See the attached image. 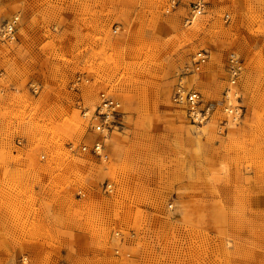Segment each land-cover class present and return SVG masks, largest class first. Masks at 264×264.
<instances>
[{
    "label": "rangeland",
    "instance_id": "374dc122",
    "mask_svg": "<svg viewBox=\"0 0 264 264\" xmlns=\"http://www.w3.org/2000/svg\"><path fill=\"white\" fill-rule=\"evenodd\" d=\"M168 1L0 0V30L18 17L0 37V264H264V0H202L187 26L193 0ZM229 53L242 111L222 123ZM178 84L218 106L209 121ZM102 92L121 114L99 158Z\"/></svg>",
    "mask_w": 264,
    "mask_h": 264
},
{
    "label": "built area",
    "instance_id": "2783aa9c",
    "mask_svg": "<svg viewBox=\"0 0 264 264\" xmlns=\"http://www.w3.org/2000/svg\"><path fill=\"white\" fill-rule=\"evenodd\" d=\"M178 6V0H169L165 14L172 12ZM190 11L184 19L185 25H191L203 13L204 3L202 0H193L190 3ZM228 16H224L227 21ZM18 23V17L13 16L9 22L4 23L0 30V37L8 43L15 41V31ZM208 55L205 52H198L193 57V69L198 70L207 61ZM242 62L234 53H229L225 65V73L227 75L228 87L222 93V106L219 108L222 114V123H227L228 118L235 122L242 111L241 96L229 89L231 86H236L242 70ZM172 100L177 104L184 103L186 105V115L189 121L195 125H202L210 120L211 116L218 109L217 105L204 100L202 95L195 90H185L181 84H178L173 93ZM239 112V115L237 114ZM88 112L83 115L86 116ZM120 106L119 103L108 93L102 92L98 95V104L94 108L93 113L89 116L92 121L93 130L102 138L92 144L89 150L86 151L85 147H80L78 150L87 152L93 157H101L103 153V143L101 140L106 138L113 128H117L116 123L119 119ZM236 120H235V119ZM229 122V123H232ZM105 192H111V185L106 184L104 187Z\"/></svg>",
    "mask_w": 264,
    "mask_h": 264
},
{
    "label": "bare ground",
    "instance_id": "6f19581e",
    "mask_svg": "<svg viewBox=\"0 0 264 264\" xmlns=\"http://www.w3.org/2000/svg\"><path fill=\"white\" fill-rule=\"evenodd\" d=\"M9 22V21H8ZM230 90H231V92H235L236 90H237V87H235V86H231L230 88H229ZM235 94H238L237 93V91H236V93ZM239 96H241V94H238ZM181 105H184L185 106V113H186V105L184 104V103H181ZM183 106V107H184ZM91 111H93V109H90L89 111H88V114H90L91 113ZM237 114L239 115V112L237 111ZM213 119V118H212ZM235 119V118H234ZM216 120V119H215ZM232 119H230V118H228V121L229 122H232L231 121ZM236 120V119H235ZM233 123V122H232ZM25 247V246H24ZM26 248V247H25Z\"/></svg>",
    "mask_w": 264,
    "mask_h": 264
}]
</instances>
